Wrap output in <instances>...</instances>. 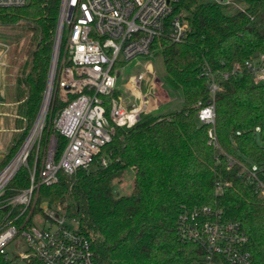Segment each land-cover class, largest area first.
<instances>
[{"label":"trees","instance_id":"obj_1","mask_svg":"<svg viewBox=\"0 0 264 264\" xmlns=\"http://www.w3.org/2000/svg\"><path fill=\"white\" fill-rule=\"evenodd\" d=\"M59 10L60 0L0 7V42L11 45L27 34L34 40L30 68L17 78L23 90L15 98L24 99L18 110L27 124L14 137L0 168L19 148L40 109ZM176 10L187 12V37L181 42L157 37L151 53L160 62L162 79L180 94L182 107L142 114L129 127L116 126L101 153L110 154L107 166L80 169L71 176L60 172L56 184L40 188L39 199L61 205L77 221L91 241L97 264H203V248L181 236L179 222L181 214L204 206L239 221L249 238L252 264H264V196L245 169L256 166L264 184V84H256L247 72L220 79L215 96L219 147L209 143L210 125L198 118L209 100L201 76L205 64L220 73L264 53V0H180ZM127 79L118 78V85ZM120 93L117 88L115 95ZM61 107L56 99L44 132L56 134L57 157L67 143L52 126ZM128 169L134 171L132 191L116 196L113 186ZM12 185L26 186V171Z\"/></svg>","mask_w":264,"mask_h":264},{"label":"built area","instance_id":"obj_2","mask_svg":"<svg viewBox=\"0 0 264 264\" xmlns=\"http://www.w3.org/2000/svg\"><path fill=\"white\" fill-rule=\"evenodd\" d=\"M29 1L0 0V7L23 6ZM179 1L60 0L44 93V100L48 95L47 108L40 116L41 107L19 148L0 168L2 264H97L91 241L80 232L77 221L68 217L61 205L39 199V191L42 186L56 184L60 172L71 176L80 169L107 166L110 154L101 153L112 140L116 126H132L142 114L155 113L160 108L162 99L155 89L161 82L153 74L151 47L157 37L172 42L187 37L189 19L187 12L176 10ZM139 56L147 59V71L128 77L125 85L134 99L128 105L115 95L118 78L121 68ZM244 72L256 84H264V53L235 63L230 71L217 73L208 64L201 71L209 100L200 108L198 118L210 125L209 143L215 147H219L215 132L219 81ZM143 82H147L145 91ZM56 99L62 107L52 121L53 128L67 139L59 157L55 134L48 136L44 146L41 144L47 112ZM233 163L229 161L230 166ZM245 169L264 196V184L257 177L256 166ZM21 171H26L27 185L13 186ZM179 229L184 239L203 248V264H252L249 238L241 223L225 219L221 211L204 206L183 213ZM9 247L24 250L10 255Z\"/></svg>","mask_w":264,"mask_h":264},{"label":"rangeland","instance_id":"obj_3","mask_svg":"<svg viewBox=\"0 0 264 264\" xmlns=\"http://www.w3.org/2000/svg\"><path fill=\"white\" fill-rule=\"evenodd\" d=\"M7 30L9 29H6V31ZM33 49H34V40L32 39V34L25 35L23 38H21L19 42H14L11 45L0 42V61H2V64H0V87H2V89L5 90V92H7L6 98L9 99V101H14L16 95L18 93H22L23 88L17 84V78L24 71L29 70L30 66L28 63L31 59V53ZM152 60H153V74L158 77V79L160 80L159 83L161 82L160 84H158L157 89H155V93H158V95H160L162 99L160 108L157 109L155 113L165 114L168 112L179 110L182 107L180 94L174 88H172L164 79H162L160 62L156 60V58H153ZM138 61L141 63H138ZM146 63H147V59L143 56L134 58L132 61L125 64L123 68H121V74L119 76V80L122 81L123 79L125 80L126 78H128L130 75H134V74L136 75L141 71L144 72L147 71ZM146 85L147 82H143V91L146 90ZM118 88L121 93L117 97L126 104H132L134 102V99L131 95L130 89L125 85V83L119 84ZM168 99L170 100L167 101ZM43 100H44V96H43ZM43 100L40 109L42 107ZM22 101H24V99H22L20 102ZM15 105L18 106L17 102H15ZM4 108L11 113L10 119L12 123L7 122L5 125L6 129L0 130V155H4L9 150L14 140V137L19 133L18 131L14 132V130L11 129L17 128L21 131L22 129H24V127H26L27 124L26 118L24 116H21L22 114L19 112V110H17L16 112L15 107L8 106ZM40 109L36 115V118L29 126L28 132L32 128L36 119L38 118ZM17 114H19L20 116H17ZM50 114H51V110H48L45 127L42 132V138H41L42 146H44L48 136L55 134L52 131L50 135H46V136L44 135L45 128L49 126V120L51 117ZM256 139L259 142L262 141L261 133L259 130L256 132ZM133 180H134V171L132 169H128L123 181L114 184L113 193L116 196L130 193L133 188ZM8 250L10 255H14L17 252L22 253L24 249L22 247H20L19 249L17 248L14 249V247H9Z\"/></svg>","mask_w":264,"mask_h":264},{"label":"crops","instance_id":"obj_4","mask_svg":"<svg viewBox=\"0 0 264 264\" xmlns=\"http://www.w3.org/2000/svg\"><path fill=\"white\" fill-rule=\"evenodd\" d=\"M0 130H5L6 129V127H5V125H6V123L8 122H11L12 123V121H11V119H10V115H11V113L7 110V109H5L4 107H8V106H12V107H15V110H16V112H17V110H18V106H19V104H20V101H16V100H14V101H9V99H7L6 97H7V92H5V90L4 89H2V87H0ZM170 99H168L167 101H169ZM166 101V102H167ZM15 102H17V105L18 106H16L15 105ZM16 116V115H15ZM17 116H20L19 114H17ZM22 116V115H21ZM11 130H14V132H19L20 130L19 129H17V128H12ZM14 136V135H13ZM0 156H2V155H0Z\"/></svg>","mask_w":264,"mask_h":264},{"label":"bare ground","instance_id":"obj_5","mask_svg":"<svg viewBox=\"0 0 264 264\" xmlns=\"http://www.w3.org/2000/svg\"><path fill=\"white\" fill-rule=\"evenodd\" d=\"M47 102H48V95L45 97V100H44V103H43V106H42V109H41L40 116H43L44 115L45 110L47 108Z\"/></svg>","mask_w":264,"mask_h":264}]
</instances>
